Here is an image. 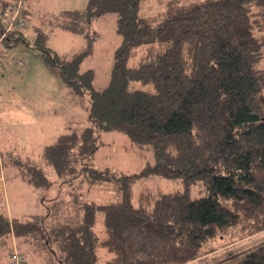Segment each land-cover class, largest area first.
<instances>
[{"label":"trees","instance_id":"1","mask_svg":"<svg viewBox=\"0 0 264 264\" xmlns=\"http://www.w3.org/2000/svg\"><path fill=\"white\" fill-rule=\"evenodd\" d=\"M147 1L87 0L53 14L50 29L83 34L84 50L58 52L47 44L49 32L36 28L46 67L71 91L89 95L90 123L58 134L39 158L0 150L4 167L44 189L52 173L67 183L80 178L114 199L75 194L76 209L57 211L48 226L52 211L11 217L0 191V264L12 263L14 241L47 248L55 264H102L101 248L112 254L103 264H185L215 250L212 241L264 230V0H168L163 11L144 16ZM12 3H0V35ZM109 12L121 42L108 82L96 85L82 62L98 36L94 21ZM27 13L25 7V20ZM18 38L20 26L3 41ZM101 130L120 131L133 149L151 151L147 172L200 182L201 194L143 190L133 204L134 175L86 161ZM211 264H264V240Z\"/></svg>","mask_w":264,"mask_h":264},{"label":"rangeland","instance_id":"2","mask_svg":"<svg viewBox=\"0 0 264 264\" xmlns=\"http://www.w3.org/2000/svg\"><path fill=\"white\" fill-rule=\"evenodd\" d=\"M2 1L4 0H0V3ZM5 1L12 3L15 0ZM167 1L148 0L142 6L141 15L163 11ZM86 2L87 0H25L28 13L23 27L24 39L0 42V148H14L20 154L39 158L43 145L52 142L58 134L89 125V95L71 91L61 76L46 67L40 49L35 44L36 28L42 27L49 32L47 44L52 49L58 52L84 50L88 43L83 34L60 28L50 29L48 22L53 14L63 9L81 8ZM115 21L116 14L109 12L93 23L98 36L94 40L92 52L82 62V69L94 70L96 85L108 82L115 50L121 42V36L115 29ZM30 110L31 118H27L26 113ZM7 161L0 156V191L5 197L11 217L29 218L34 214L47 215L52 211L45 221L49 226L56 221L57 211L69 214L76 209L77 201L106 202L114 199L110 190L89 186L80 178H76L74 182H63L56 173L50 174L53 182L51 188L35 186L18 176L15 167H4ZM86 161L98 168H111L134 175L131 197L133 204L138 203L139 194L143 190L170 191L188 188L192 196L202 192L200 182L188 186L181 178L147 172L146 169L154 163L152 152L144 150L140 153L133 149L130 139L117 130H101L99 147ZM75 194H79L80 200L75 199ZM263 240L264 230L234 242L217 239L208 245L217 246L215 250L185 264L216 263ZM17 246L23 253L25 264L56 262L52 252L40 245L20 241ZM15 248L14 245L13 249ZM100 256L103 264L112 254L101 248ZM1 264H7L4 258Z\"/></svg>","mask_w":264,"mask_h":264},{"label":"built area","instance_id":"3","mask_svg":"<svg viewBox=\"0 0 264 264\" xmlns=\"http://www.w3.org/2000/svg\"><path fill=\"white\" fill-rule=\"evenodd\" d=\"M25 9V0H15L11 4V14L5 20L4 30L0 35V42L4 40L7 33L13 30L16 26L24 27L26 20L21 15L22 11ZM23 64L22 61H20ZM12 263L11 264H23V258L21 257L19 250H15L11 253Z\"/></svg>","mask_w":264,"mask_h":264},{"label":"crops","instance_id":"4","mask_svg":"<svg viewBox=\"0 0 264 264\" xmlns=\"http://www.w3.org/2000/svg\"><path fill=\"white\" fill-rule=\"evenodd\" d=\"M31 115H32V111L30 110V111H27V113H26V117L27 118H31ZM37 124V123H36ZM30 125H32V124H30ZM44 146V145H43ZM43 148V147H42ZM2 149H5V148H0V150H2ZM7 149H12L13 151H15L16 153H18L14 148H7ZM20 154V153H19ZM23 155V154H22ZM27 155H30V154H27ZM24 156H26V155H24ZM15 173H16V171H15ZM14 245H17V243H16V241H14ZM55 263V262H54Z\"/></svg>","mask_w":264,"mask_h":264}]
</instances>
